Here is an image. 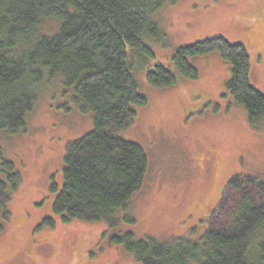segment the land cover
<instances>
[{"label":"rangeland","instance_id":"1","mask_svg":"<svg viewBox=\"0 0 264 264\" xmlns=\"http://www.w3.org/2000/svg\"><path fill=\"white\" fill-rule=\"evenodd\" d=\"M155 18L163 37L147 39L153 56H138L129 47L139 92L148 103L137 107L133 122L121 131L148 156L142 188L130 207L118 213L120 222L114 227L65 221L54 211L66 147L90 132L94 121L92 113L80 112L59 78L45 81L27 117V131L0 136L5 158L15 162L23 179L7 205L0 264H141L113 242L114 235L130 231L139 239L198 241L233 177L264 181V124L252 127L246 109L228 92L232 65L218 51L191 60L199 70L197 79L180 78L165 88L147 79L158 64L173 68L180 47L224 36L247 46L251 81L264 93V0H175ZM56 27L50 21L46 30L53 33ZM224 208L222 204V214ZM125 214L136 223L127 222ZM46 218L54 225H43Z\"/></svg>","mask_w":264,"mask_h":264},{"label":"trees","instance_id":"2","mask_svg":"<svg viewBox=\"0 0 264 264\" xmlns=\"http://www.w3.org/2000/svg\"><path fill=\"white\" fill-rule=\"evenodd\" d=\"M174 1L0 0V136L27 131L39 88L55 78L71 91L81 113L93 115L94 128L66 147L63 185L54 201V211L65 221L117 226L118 213L130 207L143 186L149 167L145 149L121 136L137 107L148 103L139 92L129 47L138 56H153L147 39L163 37L155 16ZM50 21L57 23L53 33L46 30ZM216 51L232 65L228 92L246 109L252 127H261L264 93L251 81L245 44L215 36L182 46L173 55V68L156 65L147 74L148 82L165 88L180 78L197 79L199 70L191 60ZM22 182L0 143V234L10 216L7 205ZM56 187L54 181L52 190ZM220 204L198 241L139 239L130 231L112 240L141 264H264V181L233 177ZM125 220L136 223L129 214ZM44 224L54 221L46 218Z\"/></svg>","mask_w":264,"mask_h":264}]
</instances>
